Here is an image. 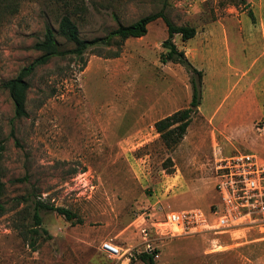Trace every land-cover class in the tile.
<instances>
[{
  "label": "rangeland",
  "instance_id": "rangeland-1",
  "mask_svg": "<svg viewBox=\"0 0 264 264\" xmlns=\"http://www.w3.org/2000/svg\"><path fill=\"white\" fill-rule=\"evenodd\" d=\"M75 3L0 0V264H115L100 247L136 243L132 223L142 209L158 201L208 209L219 201L217 159L251 152L264 162V0ZM159 11L197 30L185 41L174 37L202 71L201 80L194 74L200 104L176 148L164 145L155 124L189 107L193 87L186 67L162 61L168 37L162 18L147 35L126 40L117 57L91 48L84 66L74 55L39 66L29 79L28 114L15 117L3 82L41 54L34 45L47 25L72 49L58 34L66 13L83 39H93ZM108 49L117 46L101 51ZM37 199L71 209L82 223L41 210L49 234L41 231L30 244L26 227ZM157 245L156 264H264V240L251 233L165 238ZM126 264L145 263L133 257Z\"/></svg>",
  "mask_w": 264,
  "mask_h": 264
},
{
  "label": "built area",
  "instance_id": "built-area-1",
  "mask_svg": "<svg viewBox=\"0 0 264 264\" xmlns=\"http://www.w3.org/2000/svg\"><path fill=\"white\" fill-rule=\"evenodd\" d=\"M215 189L219 201L208 209L195 206L173 209L158 201L142 209L133 221L139 240L131 245L104 241L100 250L115 264H126L141 253L159 257L158 240L202 235L231 234L264 240V162L251 152L217 159Z\"/></svg>",
  "mask_w": 264,
  "mask_h": 264
},
{
  "label": "trees",
  "instance_id": "trees-1",
  "mask_svg": "<svg viewBox=\"0 0 264 264\" xmlns=\"http://www.w3.org/2000/svg\"><path fill=\"white\" fill-rule=\"evenodd\" d=\"M66 5L76 2L77 0H56ZM242 3H246L247 0H240ZM76 6H80L79 3ZM82 8V6H80ZM251 15L252 12H250ZM162 18L168 30V37L163 41L162 45L165 52L162 53L163 62H174L186 67L191 74V81L193 87V97L190 106L181 110H178L160 120L155 124L156 130L160 134V137L164 145L168 149H174L184 138L187 129L192 120V113L195 112L200 104V92L198 84L195 80L194 74L199 76V80L202 78V71L197 69L187 58L184 51L180 50L174 41L176 34H181L183 40L193 38L197 30L193 26L174 24L170 18L163 12L159 11L145 15L137 21L129 25H119L117 28L109 31L105 36L96 37L93 39H83L80 36V30L78 23L72 17L71 13L64 14L58 27V34L61 35L67 42L74 44L72 49L63 48L61 43L57 39L56 30L47 25L44 38L37 41L34 48L41 52V54L28 66L24 67L19 74L3 82V88L9 92L10 97L13 100L15 117L21 118L27 116V98L28 91L30 89V77L34 74L39 66H43L49 63L53 58H66L68 55H74L83 61V66L86 64L84 54L89 49L96 50L97 54L105 55L107 57H117L120 55V50L125 41L130 38H139L147 35L149 25L151 22ZM112 45L117 46V50L108 49V53L104 54L103 49H106ZM4 149L3 144L0 142V157L1 151ZM1 166H0V197L3 196L5 190V182L1 179ZM33 223L27 228V232L31 234L32 241L30 244L34 245L37 237L41 236V231L44 234H49V231L43 227V219L40 214L41 210H51L63 215L68 221L73 223H82L74 211L66 207H57L53 204L45 203L41 200H35L33 203ZM5 211V207L0 203V215ZM138 258L145 264H156V259L153 255L147 253L139 254Z\"/></svg>",
  "mask_w": 264,
  "mask_h": 264
},
{
  "label": "crops",
  "instance_id": "crops-1",
  "mask_svg": "<svg viewBox=\"0 0 264 264\" xmlns=\"http://www.w3.org/2000/svg\"><path fill=\"white\" fill-rule=\"evenodd\" d=\"M251 12V11H250ZM252 14H253V12H252ZM254 36V35H253ZM263 54H264V50H263ZM255 102V101H254Z\"/></svg>",
  "mask_w": 264,
  "mask_h": 264
}]
</instances>
